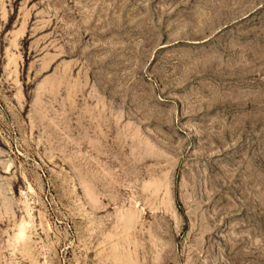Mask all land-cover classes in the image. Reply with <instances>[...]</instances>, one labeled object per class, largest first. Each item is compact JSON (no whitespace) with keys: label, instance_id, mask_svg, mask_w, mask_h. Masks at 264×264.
<instances>
[{"label":"rangeland","instance_id":"1","mask_svg":"<svg viewBox=\"0 0 264 264\" xmlns=\"http://www.w3.org/2000/svg\"><path fill=\"white\" fill-rule=\"evenodd\" d=\"M0 264H264V0H0Z\"/></svg>","mask_w":264,"mask_h":264}]
</instances>
